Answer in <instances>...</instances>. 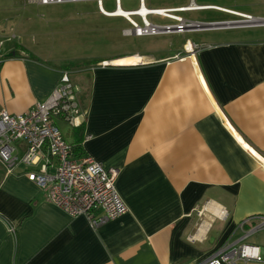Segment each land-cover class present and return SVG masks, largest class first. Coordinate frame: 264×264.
<instances>
[{
  "label": "crops",
  "instance_id": "obj_1",
  "mask_svg": "<svg viewBox=\"0 0 264 264\" xmlns=\"http://www.w3.org/2000/svg\"><path fill=\"white\" fill-rule=\"evenodd\" d=\"M34 48L4 45L0 109L27 111L68 71L84 110L82 151L118 169L128 211L91 227L48 202L23 164L0 161V264H196L264 215V37L187 38L91 61ZM65 124L71 144L76 127ZM251 242L264 246V234Z\"/></svg>",
  "mask_w": 264,
  "mask_h": 264
},
{
  "label": "built area",
  "instance_id": "obj_2",
  "mask_svg": "<svg viewBox=\"0 0 264 264\" xmlns=\"http://www.w3.org/2000/svg\"><path fill=\"white\" fill-rule=\"evenodd\" d=\"M47 5L66 2L95 1L100 14L122 17L131 27L123 29L125 35H155L159 33L192 30L200 22L187 21L176 12H184L183 6L174 8H147L146 0H138V8L124 10L121 0H113L115 8L107 11L104 0H35ZM145 5V12H140ZM120 10V11H119ZM197 10V9H194ZM121 14H118V13ZM149 15L173 20V24H157L148 20ZM132 16H137L140 22ZM251 16L239 21L250 20ZM4 41L0 40V65L4 60ZM195 49L197 48L194 45ZM191 47V50H194ZM79 87L68 71H64L48 97L19 114L0 109V161L7 167L21 163L28 170L27 179L44 191L48 202L70 217L85 216L91 227H98L124 215L128 207L116 189L118 169L106 168L89 155L75 158L56 123L60 119L71 127L84 121V110L79 100ZM25 143V150L16 155V144ZM43 161L39 164L40 161ZM39 164V166H38ZM201 215V211L198 212ZM226 213H222L224 218ZM245 219L238 223L240 235L227 239L196 264H264V246L249 242V237L264 231V215Z\"/></svg>",
  "mask_w": 264,
  "mask_h": 264
},
{
  "label": "rangeland",
  "instance_id": "obj_3",
  "mask_svg": "<svg viewBox=\"0 0 264 264\" xmlns=\"http://www.w3.org/2000/svg\"><path fill=\"white\" fill-rule=\"evenodd\" d=\"M191 3L208 5L209 8L184 11L175 15L182 16L187 21L202 23L243 19V16L234 14L237 12L250 15L251 19L246 23L237 22L240 26L236 29L195 28L183 33L136 37L123 34V29L131 27L126 19L100 14L95 1L42 5L35 0H0V40L4 41L5 47L9 41L16 43L22 39L32 42L34 50L40 56L91 61L126 53H144L150 49L166 51L187 38L201 43L218 38L264 37V25H246L255 18H264V0H146V7L174 8ZM103 7L107 11H113V0H104ZM121 7L124 10L137 9L138 0H121ZM132 18L140 22L137 16ZM147 18L157 24L169 22L168 19L156 15H149ZM193 49L195 50V47ZM58 126L62 132L66 129L64 122L60 121ZM262 234L264 231L259 232V235ZM257 235L249 237L248 241H253Z\"/></svg>",
  "mask_w": 264,
  "mask_h": 264
},
{
  "label": "bare ground",
  "instance_id": "obj_4",
  "mask_svg": "<svg viewBox=\"0 0 264 264\" xmlns=\"http://www.w3.org/2000/svg\"><path fill=\"white\" fill-rule=\"evenodd\" d=\"M204 8H209L208 5H198V4H195V3H191L190 5L188 6H183V10H194V9H204ZM223 11H226V12H230V13H234L233 11H230V10H227V9H223V8H219ZM146 8H145V5L142 6L140 12L138 13H141L143 14L145 12ZM120 11V10H119ZM118 14H121L120 12ZM236 15H240V16H243V17H247V14H243V13H234ZM249 20H246V21H242L244 23L248 22ZM252 22H264V20H257V19H254L253 21H251L250 23ZM239 23V22H238ZM189 49H191V44L189 43L188 46H187ZM137 57H131V58H126V59H122V60H119L117 61V63H131V62H137Z\"/></svg>",
  "mask_w": 264,
  "mask_h": 264
},
{
  "label": "trees",
  "instance_id": "obj_5",
  "mask_svg": "<svg viewBox=\"0 0 264 264\" xmlns=\"http://www.w3.org/2000/svg\"><path fill=\"white\" fill-rule=\"evenodd\" d=\"M15 53L17 54L18 52L15 51ZM27 57L34 58L31 55H27ZM73 134L75 135V141L70 144L71 153H72V156L76 158H80L83 155H85L81 148V141L84 137V125L81 124L80 126L73 128Z\"/></svg>",
  "mask_w": 264,
  "mask_h": 264
},
{
  "label": "water",
  "instance_id": "obj_6",
  "mask_svg": "<svg viewBox=\"0 0 264 264\" xmlns=\"http://www.w3.org/2000/svg\"><path fill=\"white\" fill-rule=\"evenodd\" d=\"M258 19V18H255ZM259 20H264V18H261ZM238 21H220V22H215V23H199V27L197 29L199 30H204V29H220V28H228V27H237L240 26L237 24ZM254 25V24H259V25H264V22H259V23H247L246 25ZM14 52H10L8 56H13Z\"/></svg>",
  "mask_w": 264,
  "mask_h": 264
}]
</instances>
